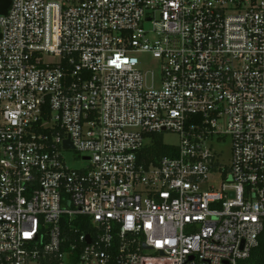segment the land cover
Masks as SVG:
<instances>
[{
  "label": "built area",
  "instance_id": "obj_1",
  "mask_svg": "<svg viewBox=\"0 0 264 264\" xmlns=\"http://www.w3.org/2000/svg\"><path fill=\"white\" fill-rule=\"evenodd\" d=\"M10 1L0 264L248 259L264 231V0ZM164 132L180 144L155 163Z\"/></svg>",
  "mask_w": 264,
  "mask_h": 264
},
{
  "label": "rangeland",
  "instance_id": "obj_2",
  "mask_svg": "<svg viewBox=\"0 0 264 264\" xmlns=\"http://www.w3.org/2000/svg\"><path fill=\"white\" fill-rule=\"evenodd\" d=\"M157 61L148 58L146 64L147 68H153L156 65ZM163 142L169 145L177 146L180 144V136L175 132H164L162 133ZM231 147L232 140L230 137H225L223 141L216 144V148L221 152V160L225 163L230 162L231 156ZM64 154L66 156L67 165L73 168H79L83 166L85 163L81 157H79V153L74 149L64 150Z\"/></svg>",
  "mask_w": 264,
  "mask_h": 264
},
{
  "label": "trees",
  "instance_id": "obj_3",
  "mask_svg": "<svg viewBox=\"0 0 264 264\" xmlns=\"http://www.w3.org/2000/svg\"><path fill=\"white\" fill-rule=\"evenodd\" d=\"M154 143L146 149V152L150 153L152 156L151 161L156 163L158 158L163 155H174L176 150L174 148L168 147L164 142L162 135H156ZM240 264H264V231L260 236L259 246L256 247L252 255L240 262Z\"/></svg>",
  "mask_w": 264,
  "mask_h": 264
},
{
  "label": "water",
  "instance_id": "obj_4",
  "mask_svg": "<svg viewBox=\"0 0 264 264\" xmlns=\"http://www.w3.org/2000/svg\"><path fill=\"white\" fill-rule=\"evenodd\" d=\"M10 0H0V13L1 14H6L7 13V10L10 6ZM66 146L67 147H72V144L70 141H66ZM140 156V155H138Z\"/></svg>",
  "mask_w": 264,
  "mask_h": 264
}]
</instances>
